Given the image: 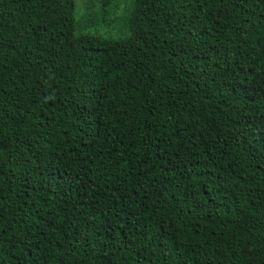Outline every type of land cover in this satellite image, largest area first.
I'll use <instances>...</instances> for the list:
<instances>
[{
  "label": "trees",
  "instance_id": "obj_1",
  "mask_svg": "<svg viewBox=\"0 0 264 264\" xmlns=\"http://www.w3.org/2000/svg\"><path fill=\"white\" fill-rule=\"evenodd\" d=\"M0 0V264H264V0Z\"/></svg>",
  "mask_w": 264,
  "mask_h": 264
},
{
  "label": "rangeland",
  "instance_id": "obj_2",
  "mask_svg": "<svg viewBox=\"0 0 264 264\" xmlns=\"http://www.w3.org/2000/svg\"><path fill=\"white\" fill-rule=\"evenodd\" d=\"M96 6H97L96 0H76V11L78 18H80L83 15L84 16L86 15L87 13L86 8H91L92 10H94Z\"/></svg>",
  "mask_w": 264,
  "mask_h": 264
}]
</instances>
